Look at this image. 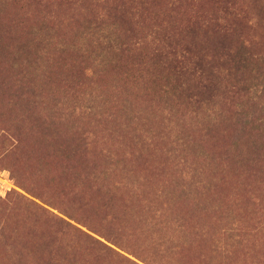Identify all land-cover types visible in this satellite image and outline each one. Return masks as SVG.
Returning a JSON list of instances; mask_svg holds the SVG:
<instances>
[{
	"label": "rangeland",
	"instance_id": "rangeland-1",
	"mask_svg": "<svg viewBox=\"0 0 264 264\" xmlns=\"http://www.w3.org/2000/svg\"><path fill=\"white\" fill-rule=\"evenodd\" d=\"M0 264H264V0H0Z\"/></svg>",
	"mask_w": 264,
	"mask_h": 264
}]
</instances>
